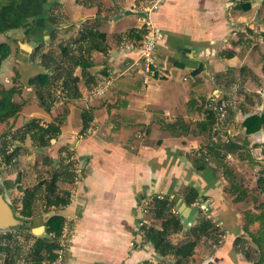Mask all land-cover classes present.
I'll use <instances>...</instances> for the list:
<instances>
[{
    "label": "crops",
    "instance_id": "crops-1",
    "mask_svg": "<svg viewBox=\"0 0 264 264\" xmlns=\"http://www.w3.org/2000/svg\"><path fill=\"white\" fill-rule=\"evenodd\" d=\"M142 6L137 0H19L34 25L30 34L24 29L0 33V42L12 48L0 77L6 76L7 62L13 72L10 85L0 82L11 86L17 71L24 84L15 95L24 100L23 108L11 122L38 118L46 124L63 116L50 150L75 160L73 179L65 186L73 197L51 210L75 217L77 234L63 261L51 264H175L144 236V226H163L153 215L154 203L144 207V200L157 194L174 200L173 213L182 218L183 230L168 236L172 243L188 241L190 228L203 217L211 220V229L222 230L219 246L202 236L200 264H254L235 249L237 238H250L243 210L254 189L245 187L249 195L234 199L220 158L209 152L208 130L198 124L206 118L210 97L218 94L229 104L220 141L228 138L237 145L227 153V165L251 169L257 178L264 168V125L248 134L244 121L264 114V0H161L141 13ZM147 19L160 30L156 54L164 73L158 77L141 73L143 39L137 35ZM83 29L106 33L105 50L92 52L90 68H76L80 96L66 97L58 89L49 113L27 83L45 71L32 54L39 46L57 50ZM109 75L110 91L93 95ZM86 110L93 116L87 128ZM33 218L32 229L40 225Z\"/></svg>",
    "mask_w": 264,
    "mask_h": 264
},
{
    "label": "trees",
    "instance_id": "trees-1",
    "mask_svg": "<svg viewBox=\"0 0 264 264\" xmlns=\"http://www.w3.org/2000/svg\"><path fill=\"white\" fill-rule=\"evenodd\" d=\"M19 0H0V33H6L14 29H24L26 34L29 35L33 28V24L28 22V18L18 7ZM133 31V29H132ZM147 33V29L143 28L137 35V39H143ZM106 33L94 31L92 29H83L78 31L69 42L59 43L57 50H49L45 52L41 47H36L32 57L33 60L37 59L45 71L32 76L28 80V85L32 86L39 106L45 109L47 112H51L55 106L57 100V90L70 98H76L80 96L78 87L79 77L75 75L77 67H82L84 70L93 66L94 62L91 58V54L94 50H105L102 47V43L105 40ZM12 48L8 41L0 42V71L3 62L11 55ZM20 74L16 71V75L13 78V84L6 87L0 82V126L10 120L11 118H17L23 108L24 103L15 100L16 94H21L24 84L21 82ZM207 115L203 122L199 123L200 129L208 130L210 136V150L209 152L216 154L222 162L225 173L230 180V190L233 194L234 199L237 201L243 200L249 195L247 189L241 185V182L232 177V169L227 165V153H234L237 145L232 140L223 139L221 135L212 134V129L217 122V115L214 109L211 107L207 109ZM63 116L55 117L53 121L43 124L40 119L32 118L26 122L20 133V139L25 140L27 137L32 139L33 144L37 147H48L51 146V140L57 138L61 132V123ZM93 116L89 110H86L83 115L84 127L87 128V124L91 121ZM14 123V122H13ZM264 125V114L262 115H251L244 121L246 132L248 134L259 130ZM5 136V134H4ZM7 143H4L1 150L6 153ZM17 152V149L15 150ZM229 153V154H230ZM232 155V154H231ZM11 153L6 155V161L11 160ZM198 162V160H196ZM225 162V163H224ZM224 164V165H223ZM74 173L68 171L65 168L61 171L53 172L52 180L47 185L48 193L43 196L45 198L47 212L46 219V235H42L36 238L31 246L29 253V260L31 264H44V261H49L51 264L57 259L56 250L60 247L59 237L62 232V228L65 222V217L56 212H51L55 209L62 208L70 203L71 191L65 189L60 191L57 187V180L64 182H71ZM44 184V181L35 185L33 188H24L23 204L18 210L20 216L18 217L23 221L21 228L27 226L29 219L39 214L35 212L34 206L36 200L40 199L41 195L40 188ZM22 188V187H21ZM193 192V190H191ZM259 192L264 197V168L257 173L256 187L253 192ZM0 193H3L0 190ZM253 195L254 208L249 209L246 212L247 222L245 223V231L249 233L250 238H237L235 241V249L237 252L243 254L248 260L254 264H264V200H258V197ZM197 193L194 194L192 199H195ZM51 208H54L51 210ZM174 200L168 197L160 200H155L152 212L153 215L162 220V229H158L154 226H144L143 232L145 238L150 241L159 255L167 256L172 255L175 259V264H189L187 261H193L194 264H200L197 259L199 254V245L203 235L211 237L216 243V246L221 243V235L223 232L217 231V229H211V220L207 217H203L199 224L190 228L189 239L183 243L174 244L168 240V236L172 232L181 231L184 228L182 218L180 215L173 213ZM15 209V208H14ZM56 211V210H55ZM16 212V211H15ZM258 223L259 229L254 233L249 230V225ZM171 231H169L170 229ZM251 239V241H249ZM256 245L255 250L261 252L259 259L255 260L250 252V244ZM263 250V253H262ZM191 258V259H190ZM145 264H149L146 262ZM191 264V262H190Z\"/></svg>",
    "mask_w": 264,
    "mask_h": 264
},
{
    "label": "rangeland",
    "instance_id": "rangeland-1",
    "mask_svg": "<svg viewBox=\"0 0 264 264\" xmlns=\"http://www.w3.org/2000/svg\"><path fill=\"white\" fill-rule=\"evenodd\" d=\"M137 2L143 5L140 9L141 13L143 12V10L145 11L146 8L148 11H151L153 0H137ZM6 64L7 65H5L6 67L3 71V74H6V76L0 78L3 79L4 82H7V85H10L7 79H9L13 74L11 68L12 62H7ZM7 69L9 71H7ZM24 94L26 95L27 99H30L28 98L29 95L27 91H24ZM25 95L22 96L23 99L25 98ZM210 98H212V96ZM18 99L19 101L21 100L20 97H18ZM29 120L30 119H27L25 121L28 122ZM25 121L22 123H17L14 121V123H12L11 120H8L0 126V190L3 191L6 199L15 208L17 216H20L18 210L22 207L24 195V191L22 189L33 188L35 185L44 181V184L41 186L39 193L41 197L40 199L36 200L34 209L35 212L40 214L35 217H42V223H45L48 214L47 212L43 211L44 209H46L45 198L43 199V196L48 193L47 185H49L52 180L53 172L61 171V169L66 167V169L71 173L73 170L72 168L74 167L75 160L73 158H67L61 152L55 154V156L50 150L51 146L37 148L33 144L32 139H30L29 137H27V139L25 140H21L19 130L22 129L23 125L26 123ZM4 143H7V146L5 148L6 153L1 150V147ZM16 149L17 152H15ZM8 153H11L12 155V158L9 162L6 161V155ZM228 159L232 163V159ZM233 166H235V168ZM233 166L230 167L229 165L230 169H232L231 176L237 178L241 182V185H243L244 187H247L250 190L254 189L256 187V176L254 173H252V170L243 169L239 164ZM56 183L60 191H64L66 189V182L59 179ZM254 195L258 197L259 201L264 200L263 195H260L257 192H255ZM247 199L249 200L244 206L245 210H243L244 224L247 222V217L245 215L246 212L249 209H252L250 208V202H253V195L248 196ZM32 218H30L31 220L29 219V222L26 224L27 226H25L24 228H21V225H16L10 228H0V264L29 263V253L32 244L37 237L47 234H38L35 231L38 227H34V229L30 227V221H32ZM251 227L253 229L252 231L255 233L259 229V224H250L249 228ZM214 229H217L218 232L221 231L219 228ZM222 235L223 233L219 236H221L222 238ZM249 241H251V239H249ZM211 243L214 244L216 243V241L212 239ZM250 245L251 246L249 247V249L252 257L255 260L259 259L261 256V252L259 250H255L256 245L254 243L251 242ZM212 248L214 247L212 246Z\"/></svg>",
    "mask_w": 264,
    "mask_h": 264
},
{
    "label": "built area",
    "instance_id": "built-area-1",
    "mask_svg": "<svg viewBox=\"0 0 264 264\" xmlns=\"http://www.w3.org/2000/svg\"><path fill=\"white\" fill-rule=\"evenodd\" d=\"M160 0H153V7H156ZM147 9V8H146ZM147 33L144 36L142 42L138 47L140 60H141V73L144 77H158L163 75L162 68L157 63V44L159 36V28L156 27L150 20L146 22ZM113 85V76H107L92 92L93 95L102 97L105 96ZM210 107L214 109L217 115V122L212 129V134H220L222 131V122L227 116L229 104L225 101H221L219 95L215 94L210 98ZM227 140H229L227 138ZM228 158L232 159L231 156ZM77 182V179H76ZM73 194L71 193V199ZM162 194L149 196L144 200V207L147 210L149 206L154 203L155 200L163 199ZM144 224V223H143ZM142 224V225H143ZM77 234V228L75 224V217L65 218V222L62 228L61 235L59 237L60 247L56 250L57 262L63 261L64 257L69 251H71L74 238Z\"/></svg>",
    "mask_w": 264,
    "mask_h": 264
},
{
    "label": "water",
    "instance_id": "water-1",
    "mask_svg": "<svg viewBox=\"0 0 264 264\" xmlns=\"http://www.w3.org/2000/svg\"><path fill=\"white\" fill-rule=\"evenodd\" d=\"M33 221L39 223V226H36V232L38 234H46L45 223L43 222L42 217H35ZM23 224V221L17 216L14 207L6 199L4 193H0V228H10L16 225Z\"/></svg>",
    "mask_w": 264,
    "mask_h": 264
}]
</instances>
